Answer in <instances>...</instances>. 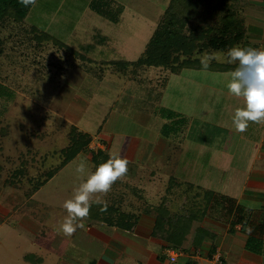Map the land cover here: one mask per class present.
<instances>
[{"label":"rangeland","instance_id":"obj_1","mask_svg":"<svg viewBox=\"0 0 264 264\" xmlns=\"http://www.w3.org/2000/svg\"><path fill=\"white\" fill-rule=\"evenodd\" d=\"M169 1L36 0L27 23L75 49L83 47L94 66L103 68L99 79L52 41L7 43L0 55V258L6 264H31L28 256L35 262L42 257L41 264L121 262L110 240L126 241L106 224L84 220L71 237L59 232L68 215L64 202L92 173L89 150L32 192L43 171L58 164L72 124L91 134L94 151L105 149L129 161L127 174L93 200L122 195L127 210L139 212L145 204L165 201L171 211H183L202 206V186L219 193L216 198L223 202L228 201L221 195L241 186L262 125L249 122L247 131L235 130L232 117L244 100L228 90L233 72L184 69L174 74L150 66L122 76L103 63L138 58ZM94 3L113 12L95 10ZM170 112L179 115L168 117ZM81 163L84 171L77 172ZM21 166L26 170L21 180L7 183ZM171 176L178 183L169 191ZM202 220L194 222L190 243ZM18 225L34 240L19 235ZM234 248L225 251L227 264H234Z\"/></svg>","mask_w":264,"mask_h":264},{"label":"trees","instance_id":"obj_2","mask_svg":"<svg viewBox=\"0 0 264 264\" xmlns=\"http://www.w3.org/2000/svg\"><path fill=\"white\" fill-rule=\"evenodd\" d=\"M235 1L170 0L138 58L134 60L111 59L103 63L111 66L114 72L122 76H126L128 73L135 75L138 71L150 66L162 67L174 74H179L184 69L234 71L236 64L216 60L212 61L207 69H204L200 61L194 57L204 52L226 53L229 48L240 45L245 40L247 34L245 16ZM31 7L32 5L22 6L19 0H0V55L3 54L8 42L16 43L19 46L30 42L31 45L40 46L44 41H52L59 49L66 50L77 58L80 61L79 68L98 79L101 78L103 68L94 66L92 60L83 51V47L75 49L48 31L27 23L25 18ZM93 8L107 14L113 12L110 8L102 10L100 3H94ZM208 20H213V22L209 23ZM101 38L103 39L104 36L102 35ZM242 70H247V68ZM178 115V113L170 112L168 117ZM178 121L176 120L175 124ZM165 127L166 124L162 126V131ZM67 133L68 142L58 151L60 155L58 164L43 171L42 179L32 187V192H35L38 186L46 183L57 170L84 150L91 152L92 173L97 165L109 159L110 154L105 149L94 151L89 147L92 141L89 132L72 124ZM25 171L23 166L14 169L13 180L9 179L6 182L11 185L15 184V179L20 181ZM176 183H178L177 180L171 176L168 190L170 191ZM202 189L204 201L201 207L192 206L183 209V211H171L167 208L165 201H161L156 207L145 204L139 212H136L125 209L122 195L115 198L111 196L106 199L108 205L106 211H100L102 205L92 203L86 220L90 223L106 224L129 231L133 230L136 222H139L148 226L151 236L165 242L167 248L181 251L194 222L201 221L205 216L220 218L226 214L228 218H231L229 220L230 231L236 223L241 224L240 230L246 234L245 248L250 252L263 253L262 231L254 235L248 234L250 215L247 213V208L236 204L233 198L226 195L221 196L225 197L228 202L219 201L216 198L219 193L212 189L203 187ZM215 198L217 200H214ZM195 231L196 234L191 238L192 245L195 243L200 246L204 237H214V234L211 233V236L209 231L202 226H198Z\"/></svg>","mask_w":264,"mask_h":264},{"label":"crops","instance_id":"obj_3","mask_svg":"<svg viewBox=\"0 0 264 264\" xmlns=\"http://www.w3.org/2000/svg\"><path fill=\"white\" fill-rule=\"evenodd\" d=\"M235 3L243 14L245 10L247 12V14H244L247 34L245 40L237 46L264 50V0H236ZM250 71L248 68L247 70H242L244 73H250ZM257 125H262V132L260 138L258 132L256 133L258 138H255L254 152L249 159L250 163L245 171L243 182L235 190L237 192L224 194L233 198L236 204L247 208V213L250 215L248 234L252 233L254 235L262 231L261 235L264 239V123H257ZM249 190L256 195L253 197L246 196ZM259 192L261 194H258ZM244 200L248 204H243L242 201ZM8 218L6 217V219ZM230 219L226 214L220 218L205 216L201 226L207 230L212 229L214 237H204L202 244L195 246V248H193L190 240L187 239L188 241H185L183 249L177 252V257L174 261H171L165 252L168 247L165 242L152 237L150 228L139 222L134 224V228L131 231L109 226L113 229V234L123 238L122 240L126 242L123 241V243L114 238H111L110 241L117 245L116 249L121 253V262L119 264H211L210 257L215 252H219L223 263L227 264L225 251H230L233 246L236 247L233 249L232 256L234 264H264V246L261 254L248 251L245 248L246 234L240 230L241 224L239 222L236 223L230 231ZM15 229L19 235L21 234L28 239L34 240L24 226L18 225V229L16 227ZM25 261L31 264H41L44 259L39 257L35 262V259L27 258ZM4 262L5 258H0V264H4ZM88 264H97V261L91 260Z\"/></svg>","mask_w":264,"mask_h":264},{"label":"clouds","instance_id":"obj_4","mask_svg":"<svg viewBox=\"0 0 264 264\" xmlns=\"http://www.w3.org/2000/svg\"><path fill=\"white\" fill-rule=\"evenodd\" d=\"M19 3L24 7L34 6L36 0H19ZM194 58L200 61L204 69H207L214 60L237 65L227 85L232 95L242 97L244 100V107L237 108L232 117L237 132L247 131L249 122L264 123V50L233 46L226 53L204 52ZM245 68L250 69V73L242 72ZM128 163L126 158L113 153L107 161L97 165L95 171L74 189L73 197L63 204L68 215L59 225L61 234L71 237L77 228H83V221L88 218L92 203L102 205L100 211L107 210L106 201L99 196L95 200L92 198L97 194L106 195L112 185L127 174ZM84 167L81 163L76 171L83 172Z\"/></svg>","mask_w":264,"mask_h":264},{"label":"built area","instance_id":"obj_5","mask_svg":"<svg viewBox=\"0 0 264 264\" xmlns=\"http://www.w3.org/2000/svg\"><path fill=\"white\" fill-rule=\"evenodd\" d=\"M165 252L168 254L169 259L171 261H174L175 258L177 257V252L178 251H174L171 248H166ZM210 261L211 264H223L222 260H221V256L219 252H215L211 257H210Z\"/></svg>","mask_w":264,"mask_h":264}]
</instances>
